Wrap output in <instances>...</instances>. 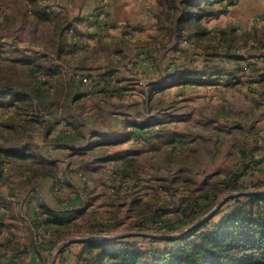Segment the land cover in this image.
<instances>
[{
  "label": "rangeland",
  "instance_id": "374dc122",
  "mask_svg": "<svg viewBox=\"0 0 264 264\" xmlns=\"http://www.w3.org/2000/svg\"><path fill=\"white\" fill-rule=\"evenodd\" d=\"M46 1L0 0V68L33 62L56 68L67 85L74 80L59 110L46 112L35 101L0 108V149L9 154L3 156L0 179V264H24L29 256L49 264L63 242L90 237H135L130 242L142 251L161 249L165 243L142 238L177 237L217 210L227 211L229 199L264 193V62L257 48L264 42V0H237L227 13L204 20L208 33L199 40L192 23L176 22L182 0H123L126 8L117 18L128 37L109 23L114 0L104 8L103 20L98 19L102 0ZM68 18L85 33L99 22L111 26L98 56L103 60L95 62L100 68L74 70L56 58L52 42ZM226 44L232 46L229 54L242 60L227 57ZM98 70L109 78L100 79ZM186 73L203 77L188 83ZM105 108L124 118L127 132L142 124L152 131L146 142H121L118 133L108 141L94 137L85 126L97 123L105 132ZM56 136L67 138L54 141ZM125 161L133 168L122 177ZM245 166L255 170H242ZM115 169L120 175L111 178ZM33 170L54 175L48 194L30 179ZM71 173L82 184L66 186ZM234 173L239 177L231 182ZM113 182L120 183L117 190ZM43 199L57 211L70 202L69 208L80 212L53 247L42 244L55 237L52 231L36 230L23 218L29 208L40 212ZM176 210H185L187 220L178 222ZM90 222L105 224V233L91 235ZM45 231L50 238L42 237ZM79 250L78 244L68 245L53 264H75Z\"/></svg>",
  "mask_w": 264,
  "mask_h": 264
},
{
  "label": "trees",
  "instance_id": "16d2710c",
  "mask_svg": "<svg viewBox=\"0 0 264 264\" xmlns=\"http://www.w3.org/2000/svg\"><path fill=\"white\" fill-rule=\"evenodd\" d=\"M181 15L177 18L178 23H192L194 37L198 40L206 36L208 30L204 26V20L217 18L227 13L228 7L237 3V0H182ZM71 35L74 44H78V38L72 30L67 31ZM59 35V47L62 46V34ZM259 49L263 52L260 59H264V42H258ZM258 46V45H257ZM226 56L234 61H240L242 58L235 54H229L232 46L226 44ZM83 46L78 47V51L83 50ZM57 59L61 60L60 50L55 52ZM64 63V61H62ZM19 64L21 67H19ZM9 70L3 71L0 68V100L9 95L10 100L0 102V108L15 107L19 104H29L32 101L38 103L46 111L60 109L61 96L68 89L71 91L69 82L63 80L61 73L56 68H42L33 62L13 61L8 63ZM189 78L200 79L202 74H183ZM215 75H220L216 73ZM264 80V73H262ZM81 79V77H79ZM79 79V80H80ZM217 79H219L217 77ZM198 80H190L188 83H196ZM71 83V84H70ZM76 98L81 96L78 92L79 85H74ZM69 91V90H68ZM103 93V92H102ZM71 102V101H70ZM143 128L134 129L122 136L119 141H128L133 139L146 142ZM51 130H48L45 136H49ZM67 136H56L54 141L66 139ZM4 155H8L7 149H0V179L4 177L3 163ZM121 169L122 177L127 176V172L132 169V163L123 162ZM127 168V169H126ZM129 169V170H128ZM242 170H255V167L241 168ZM245 173V172H244ZM120 175L118 170H114L111 178ZM237 173L231 174L229 181L238 179ZM39 175H54L51 172L35 171L30 175V179ZM118 175V176H119ZM119 185L116 187V190ZM207 198V196H206ZM191 202V198H187ZM207 200H209L207 198ZM233 201L231 207L220 214L221 209L217 210L212 216L185 230L177 237L164 238H142L154 242H163L166 244L161 249L140 250L130 242L135 237H124L115 239H97L91 241L75 242L80 250L75 255V264H264V193L242 194L239 197L229 199ZM195 202V201H194ZM198 205V200L195 202ZM62 211L49 208L46 205L41 206L38 216L42 221H32L34 229L39 230L42 226L52 231L54 238L43 241L42 244H51V247L57 244L59 238L66 235L72 226L73 220L80 214L78 210H72L68 206ZM208 207L204 211L209 210ZM220 214L219 218L215 220ZM75 215V216H74ZM178 222L187 220L186 211L176 210L174 214ZM152 221H156L151 218ZM187 225V224H186ZM106 225L98 222H90L89 233L91 235L104 234ZM184 227L179 228L178 231ZM176 228V227H175ZM71 244H69L70 246ZM66 246L59 252L62 255ZM24 264H37L35 258Z\"/></svg>",
  "mask_w": 264,
  "mask_h": 264
},
{
  "label": "crops",
  "instance_id": "0c3cea01",
  "mask_svg": "<svg viewBox=\"0 0 264 264\" xmlns=\"http://www.w3.org/2000/svg\"><path fill=\"white\" fill-rule=\"evenodd\" d=\"M114 5L111 8L112 11H110L108 13V20L109 23H112V25L115 26V30L117 32H121V35L123 33L122 36L124 37H128L127 35H130L127 29V26H122V19L117 18L118 14L123 12V9H125L126 5L123 3V0H114L113 1ZM63 5V4H62ZM26 7V6H23ZM53 12V11H52ZM71 18L67 19V22H65L62 26H60L61 28L57 31V35L54 38V42H52L53 48L52 50L54 51V53L58 50H60V54H61V60L64 61V63L66 65H68L69 67H71L74 70H81L83 68H95L98 69L100 68L101 64L100 63H95L96 61H102L103 58L101 57L100 59L98 58V56L101 54V50L104 49L105 47V43L108 42L109 40L106 38V31H108L110 29L111 26H109V24H102L101 22L96 24H93V27L91 28L90 32L85 33L84 28H82L79 24H77L74 21L70 20ZM69 30H72L74 32V34L76 35V37L78 38V44H74L71 40V35L67 32ZM112 29V28H111ZM63 31V35H62V46L59 47V35L60 32ZM87 36V39H86ZM121 38V37H120ZM26 43V42H24ZM80 44L83 45V50L82 51H78V47L80 46ZM81 63H78V62ZM80 65V66H79ZM94 65V66H93ZM84 69V70H85ZM86 69V70H87ZM103 71H97L96 73H98V77L100 79H108L109 78V74H99L102 73ZM93 73V72H91ZM185 79H188V77L182 75ZM175 76H172L171 78H167L166 81H169L170 79H174ZM203 77V75L200 77V79ZM63 78V75H62ZM189 79H194V80H200L199 78H189ZM162 85H165V82H163ZM160 87V86H159ZM100 90V88H98ZM103 90H100L103 93H107L110 90H108L107 88H102ZM159 89L158 87H156L155 90ZM158 92V91H156ZM155 92V93H156ZM111 111L109 109H104L103 111V118L105 119L106 122V130L105 132H101L102 130H100L98 127L97 123H93L90 122L89 124H87L86 130L90 129L92 130V132L94 133L93 136L97 137V136H104L107 137V139H105V141L109 140L110 137H113L112 135H114V137H116L117 135L119 136V138H121L122 136L127 134V130H126V125L127 122L124 121V118H115L116 116L111 115L110 113ZM108 117V118H107ZM165 121V120H164ZM143 127V124L142 126ZM119 130H121L122 132H120ZM142 133L145 134V136H148L150 132L152 131H147V130H143L141 131ZM114 133H118L115 134ZM109 137V138H108ZM73 158V157H72ZM71 158V159H72ZM98 173V172H97ZM96 172L94 174H92L93 178L96 177V175H98ZM98 177V176H97ZM73 181H76L78 183L80 182V179L78 178V176H76V174L71 173V179L69 178L66 182V186H72L75 185ZM32 182L37 183L40 186V189L43 191V193H47V190L51 189L52 190V185L54 186V183H56V180H54V177L52 178L49 175H39L37 177L32 178ZM82 184V183H81ZM96 184V183H95ZM94 184V185H95ZM63 185V186H65ZM111 185V184H110ZM114 186H118L120 185L119 182H113ZM62 186V188H63ZM116 186V187H117ZM124 187V186H122ZM83 189L85 191H87L89 189V184H84L83 185ZM48 194V193H47ZM69 204L71 205L70 202H68V207ZM43 205L48 206L49 208H52L51 206H49V204L47 203V201H45L43 199ZM54 209V208H52ZM72 210L77 209V208H71ZM27 216H23V218L26 220V222L30 223L32 221H42V218L38 216V213H36L34 211V209H30L27 211ZM30 227V226H29ZM31 229V227H30Z\"/></svg>",
  "mask_w": 264,
  "mask_h": 264
},
{
  "label": "built area",
  "instance_id": "2783aa9c",
  "mask_svg": "<svg viewBox=\"0 0 264 264\" xmlns=\"http://www.w3.org/2000/svg\"><path fill=\"white\" fill-rule=\"evenodd\" d=\"M138 1L140 2V1H143V0H138ZM42 3L45 4V3H47V1H46V0H42ZM109 4H110V0H102L103 10H101V13L98 14V19H100V20L105 19V16H104V15H105V10H104V8H107V7L109 6ZM45 6H46V5H45ZM228 8H230V7H228ZM46 12H49V8L46 9ZM260 60L264 62V59H260ZM5 99H6V100H10V96L7 95ZM60 182H62V180H61ZM35 209H36V210L38 209V205L35 207ZM50 236H51V233H50L49 231H45V232H43V234H42V237H43V238H50ZM32 259H34V258H31V257L29 256V257L26 259V261H30V260H32ZM37 261H38V259H37Z\"/></svg>",
  "mask_w": 264,
  "mask_h": 264
},
{
  "label": "water",
  "instance_id": "95a60500",
  "mask_svg": "<svg viewBox=\"0 0 264 264\" xmlns=\"http://www.w3.org/2000/svg\"><path fill=\"white\" fill-rule=\"evenodd\" d=\"M205 218H202L201 220H199L197 223H199L200 221L204 220ZM196 223V224H197ZM185 231V230H184ZM183 231V232H184ZM183 232H181L180 234H182ZM179 234V235H180ZM131 235V234H129ZM163 237H171V236H163ZM91 240H97V238H94V237H90V238H84V239H79V240H68V241H65L63 242L61 245H59V247L57 248L56 252L53 254L52 258H51V261L49 264H53L54 262V259L56 257V254L63 248H65L66 246H68L69 244H72V243H75V242H83V241H91Z\"/></svg>",
  "mask_w": 264,
  "mask_h": 264
}]
</instances>
